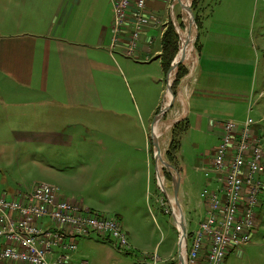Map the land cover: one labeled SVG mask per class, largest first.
<instances>
[{
    "label": "rangeland",
    "instance_id": "obj_1",
    "mask_svg": "<svg viewBox=\"0 0 264 264\" xmlns=\"http://www.w3.org/2000/svg\"><path fill=\"white\" fill-rule=\"evenodd\" d=\"M185 1L186 4L192 5L193 3V0ZM213 1L219 2L220 5L217 16L226 21L221 20L218 23L220 29L228 34L239 32L245 41H251L256 46L258 57L254 62V73L252 78L246 80L250 91L253 84L252 99L249 103L239 104L240 109L236 114L238 120L233 121L243 124L251 118L254 121L251 127L252 135L261 139L264 149V0ZM176 3L178 15L174 26L179 36L180 47L183 44L181 31H187L191 35L192 44L182 53L180 64L171 75L173 76L171 83L169 79L173 95L176 96V98L174 96V103L157 124V126L162 122L168 124L162 128L161 135L158 136L161 156L168 163L170 161L167 151L171 143V133L179 123H175V114L182 108L180 98L192 79L198 60V24L195 19V23L191 26L187 12L181 10L177 0ZM130 59L134 61L133 58ZM181 65L185 66L188 71L179 83L175 84ZM142 76H144L142 80H135L127 74L120 75L116 72L106 74L104 85H100L101 110L75 109L69 111L64 110L66 107L60 106L63 109H58L55 115L43 109V115L52 121L51 125L46 124L45 121L33 122L22 119L24 115L22 111L19 113V118L12 120L17 122L12 125L13 128L41 129L42 131L56 129L61 133L69 134L73 137L71 145L54 146L37 142L16 145L11 141L9 134L10 143H4L2 139L7 137L6 129L0 128V200L2 198L13 199L19 194L31 193L38 183L58 187L61 196L79 204L82 208L84 207L80 202L84 195L98 201L102 197L105 199V196L114 189L117 199H124L127 195L130 196L129 199L132 197L131 203L135 206L136 215L131 214L130 220L136 228V235H131L132 239L127 235L128 242L135 241L132 245L134 247L130 246L132 247L130 253L119 251L107 239L91 235L77 239L79 254L84 258L83 260L87 261V264H140L145 254L148 256L158 254L163 261H167L166 264H179L178 251L181 234L178 222L173 217L174 213H178L179 208L175 212L171 204V199L174 200V192L167 186V183L172 181L169 176L171 174L172 178L177 177L178 172L182 183L183 178L188 174L184 191L187 193L191 211L186 214L181 203L184 198L181 190L179 191V201L187 230L185 257L189 248V235L198 229L201 222L202 210L199 206L203 205L204 200L201 194L205 188H212L208 187V178L198 162L207 156V151L214 147V142L200 139L199 145H195L192 138L183 141V151L179 156L178 167L170 163L176 170H168L161 160L155 159V149L151 139L152 124L165 108L168 80L164 74L154 79L145 74ZM30 111L33 114V111ZM64 113L69 115L67 119L64 118ZM98 151H101L103 155L110 153L137 155L135 168L139 170V180L135 182L130 180L131 177L133 178V173L130 174L129 169L135 170L132 156L121 161L105 158L97 160L94 154ZM175 162L177 164V161ZM112 164L115 165L114 171L110 169ZM106 165L107 168H104ZM159 166H161L160 170ZM196 167L200 170L197 171ZM98 178H101V182H97ZM107 178L111 179L107 181ZM261 179L264 184V174ZM134 185L138 188V191L136 190L138 194L136 193L135 197L130 194ZM257 201L258 205L254 209L256 227L250 242L243 246L231 247L222 264H264V189L258 195ZM91 213H96L101 217H115L121 225L119 218L114 215L108 216L93 211ZM1 242L2 239H0V246ZM3 249L4 244L0 254ZM0 264L10 263L0 259Z\"/></svg>",
    "mask_w": 264,
    "mask_h": 264
},
{
    "label": "crops",
    "instance_id": "obj_2",
    "mask_svg": "<svg viewBox=\"0 0 264 264\" xmlns=\"http://www.w3.org/2000/svg\"><path fill=\"white\" fill-rule=\"evenodd\" d=\"M115 1L117 0H0V128L6 129L7 137L2 139L4 143H10L9 134L16 145L27 142L71 145L73 137L69 134L56 129L42 131L13 128L12 125L17 122L12 120L19 118L22 111V119L45 121L51 125L52 121L43 115V109L55 115L58 109H63L60 106L69 111L101 110L100 85H104L105 76L110 72L127 74L135 80H142L143 74L152 79L164 74L169 83V72H166L163 65L162 45L164 33L170 24H174L178 15L176 0L148 2L146 15L152 17V20L140 34L134 57L126 56L125 49L134 31L131 21L112 50ZM135 3L136 0H130L129 18L135 10ZM218 3L202 0L199 4L198 17L201 23L197 36L198 60L192 79L181 95L182 108L175 114V123L188 126L179 139L176 167L183 151V141L192 138L195 145H199L200 139L215 143L207 151V156L198 162L204 173V170H210L213 166L215 151L225 133V123L238 120L236 114L240 109L239 104L251 102L253 84L250 91L246 80L252 78L254 62L258 57L256 46L251 41H245L239 32L228 34L220 29L218 23L226 21L217 16L220 6ZM180 8L182 10L181 5ZM64 114L67 119L69 115ZM238 123L240 122L237 121ZM238 125L241 127L242 124ZM131 156L135 170L129 169L130 174L133 173L130 180L135 182L140 175L135 168L137 155H103L101 151L94 154L97 160L105 158L121 161ZM110 169L114 171L115 165L112 164ZM196 170L200 169L196 167ZM187 175L180 186L185 214L191 211L184 191ZM206 177L208 187H219L215 174L210 173ZM97 182H101V178ZM136 190L138 188L134 185L130 192L133 197L136 196ZM116 194L113 189L105 199L102 197L98 201L84 195L82 202H79L91 212L118 217L130 238L131 235H136V228L130 220L131 214L136 215L135 206L129 195L124 200L117 199ZM22 195L19 194L18 197ZM202 204L199 206L202 210L200 221L205 218L207 211L204 200ZM133 242L135 241L129 242L130 246L134 245ZM3 244L2 239L0 251ZM76 244L79 245L78 240ZM79 253V247L76 252H71V264H83L86 261Z\"/></svg>",
    "mask_w": 264,
    "mask_h": 264
},
{
    "label": "built area",
    "instance_id": "obj_3",
    "mask_svg": "<svg viewBox=\"0 0 264 264\" xmlns=\"http://www.w3.org/2000/svg\"><path fill=\"white\" fill-rule=\"evenodd\" d=\"M149 1L136 0L130 18V0L114 2L112 48L131 21L134 31L125 49L126 56L134 57L140 34L152 20L146 15ZM253 125L251 118L241 127L234 121L224 125L213 166L204 170L206 176L215 174L220 185L217 189L205 188L201 194L207 211L198 229L189 235L185 264H222L231 247L246 245L252 238L256 227L254 209L264 189V149L261 139L252 135ZM61 195L58 187L38 183L31 193L0 200V238L4 241L1 261L71 264V252L78 250L76 240L89 235L107 239L119 251L130 253L127 234L115 217L91 213ZM146 256L140 264L167 263L158 254Z\"/></svg>",
    "mask_w": 264,
    "mask_h": 264
},
{
    "label": "water",
    "instance_id": "obj_4",
    "mask_svg": "<svg viewBox=\"0 0 264 264\" xmlns=\"http://www.w3.org/2000/svg\"><path fill=\"white\" fill-rule=\"evenodd\" d=\"M178 2L180 3L182 9L187 12L188 17H189V23L192 26L195 23V17H194V14L192 12V9H191V4H186L185 0H178ZM189 43H190V39H186V41L181 45L177 55L175 56V58L171 64V67H170V70L168 73L169 79H170V76L174 74V71L177 69L178 65L180 64V55L182 54L183 49L187 48L189 46ZM168 91L170 93L169 104L167 105V107L163 108L162 111L160 112V114L157 115V117L154 119L153 124H152L151 139H152V144H153L154 149H155V152H154L155 153V159L161 160L162 163L167 167L168 170H171V169L176 170L175 167H173L170 163L163 160V158L161 156L159 141H158L159 137H158V134L156 132V126H157L158 122L160 121V119L162 118V115H164L165 113H167L171 109V107L174 103V100H175L170 83H168ZM180 183H181V178L179 176V173L177 172V177H173L172 181L167 183V186H168V188L173 189L174 202L177 205V207L179 208L178 213L177 214L174 213L173 217L178 222L179 232L181 234V238L179 241V251H178L179 264H185L184 261H185V249H186V243H187V230H186L184 214H183V211H182V208L180 205V201H179Z\"/></svg>",
    "mask_w": 264,
    "mask_h": 264
},
{
    "label": "trees",
    "instance_id": "obj_5",
    "mask_svg": "<svg viewBox=\"0 0 264 264\" xmlns=\"http://www.w3.org/2000/svg\"><path fill=\"white\" fill-rule=\"evenodd\" d=\"M202 0H193V3L191 5V9L192 12L194 14V17L196 19V22L198 24V33H199V29H200V19L198 17V11H199V4ZM199 35V34H198ZM197 41H198V37H197ZM179 36L175 31V26L174 24H170L167 31L164 33L163 36V65L164 68L166 70V72L168 73L171 67V64L175 58V56L177 55L179 48H180V44H179ZM187 68L183 65L180 66L179 71L177 73V80L175 82V84L179 83L180 79L183 78L186 74H187ZM175 96V94H174ZM176 98V96H175ZM187 125H182V123H178L172 130V139H171V143L169 146V149L167 151V157L168 160L170 161V163L172 165H174L175 167L176 165V154L178 152V150L180 149V136L183 132H185L187 130ZM170 180H172V175L170 174L169 176Z\"/></svg>",
    "mask_w": 264,
    "mask_h": 264
},
{
    "label": "bare ground",
    "instance_id": "obj_6",
    "mask_svg": "<svg viewBox=\"0 0 264 264\" xmlns=\"http://www.w3.org/2000/svg\"><path fill=\"white\" fill-rule=\"evenodd\" d=\"M180 34H181V36H182V38H183V43L186 41V39H190V43H189V45H191L192 44V37H191V35L186 31V32H183V31H181L180 32ZM188 48V47H187ZM187 48H184L183 49V51H182V53L187 49ZM181 56H182V54L180 55V58H181ZM173 76H171L170 77V83H171V81H172V78ZM186 96H187V94H186ZM169 101H170V93H169V91H167V93H166V98H165V103H164V107H167V105H168V103H169ZM161 121V120H160ZM159 121V122H160ZM158 122V123H159ZM168 126V124L167 123H160V125L159 126H157V129H156V132H157V134H158V136H160L161 135V132H162V128L163 127H165V126ZM160 161V160H159ZM161 169V166H159V170ZM161 177V176H160ZM161 180H163V178H160ZM171 204H172V206H173V209L175 210V212L177 211V209H178V207H177V205L175 204V202H174V200L173 199H171ZM91 235H89V236H87V237H90ZM227 257V255L224 257V260H225V258ZM224 260H222V263L224 262Z\"/></svg>",
    "mask_w": 264,
    "mask_h": 264
}]
</instances>
